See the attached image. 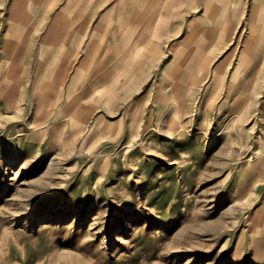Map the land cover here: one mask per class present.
I'll use <instances>...</instances> for the list:
<instances>
[{"label": "rangeland", "instance_id": "rangeland-1", "mask_svg": "<svg viewBox=\"0 0 264 264\" xmlns=\"http://www.w3.org/2000/svg\"><path fill=\"white\" fill-rule=\"evenodd\" d=\"M127 101L53 146L0 106V264H264L257 122Z\"/></svg>", "mask_w": 264, "mask_h": 264}, {"label": "crops", "instance_id": "crops-1", "mask_svg": "<svg viewBox=\"0 0 264 264\" xmlns=\"http://www.w3.org/2000/svg\"><path fill=\"white\" fill-rule=\"evenodd\" d=\"M134 98L257 122L241 176L264 193V0L0 2V106L15 122L53 146Z\"/></svg>", "mask_w": 264, "mask_h": 264}, {"label": "bare ground", "instance_id": "bare-ground-1", "mask_svg": "<svg viewBox=\"0 0 264 264\" xmlns=\"http://www.w3.org/2000/svg\"><path fill=\"white\" fill-rule=\"evenodd\" d=\"M227 123H228V121L227 120H225V121H223V123H222V127H220L221 129H222V131L224 130V128L226 127V125H227Z\"/></svg>", "mask_w": 264, "mask_h": 264}]
</instances>
